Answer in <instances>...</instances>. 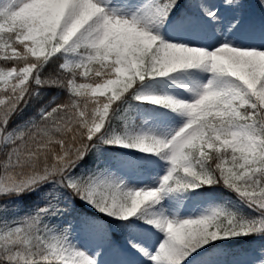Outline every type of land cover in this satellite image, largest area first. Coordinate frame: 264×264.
Listing matches in <instances>:
<instances>
[{"label": "snow or ice", "instance_id": "6c2138e0", "mask_svg": "<svg viewBox=\"0 0 264 264\" xmlns=\"http://www.w3.org/2000/svg\"><path fill=\"white\" fill-rule=\"evenodd\" d=\"M252 7L0 0V264H264Z\"/></svg>", "mask_w": 264, "mask_h": 264}, {"label": "rangeland", "instance_id": "374dc122", "mask_svg": "<svg viewBox=\"0 0 264 264\" xmlns=\"http://www.w3.org/2000/svg\"><path fill=\"white\" fill-rule=\"evenodd\" d=\"M251 13L256 19H259L262 15H264V13H261L259 8L256 7H252ZM185 203L189 208H194L200 203V200L198 198H192L191 200L186 201ZM92 211L94 212V210Z\"/></svg>", "mask_w": 264, "mask_h": 264}, {"label": "trees", "instance_id": "16d2710c", "mask_svg": "<svg viewBox=\"0 0 264 264\" xmlns=\"http://www.w3.org/2000/svg\"><path fill=\"white\" fill-rule=\"evenodd\" d=\"M62 62V61H61ZM55 65H53V67L52 68H50L48 71H49V73H52L54 70H55ZM244 241L243 240H241V241H237V243H243Z\"/></svg>", "mask_w": 264, "mask_h": 264}]
</instances>
